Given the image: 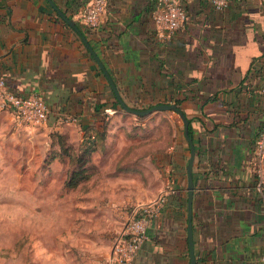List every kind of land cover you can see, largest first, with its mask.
<instances>
[{
  "label": "crops",
  "instance_id": "crops-1",
  "mask_svg": "<svg viewBox=\"0 0 264 264\" xmlns=\"http://www.w3.org/2000/svg\"><path fill=\"white\" fill-rule=\"evenodd\" d=\"M53 1L85 35L127 106L178 102L188 119L195 149V264H264V159L259 162L255 152L264 122V0H233L220 11L202 0H189L184 4L187 20L170 38L156 31L151 0H107L93 28L79 17L85 0ZM0 77L10 91L44 99L47 119L37 126L46 134L64 135L77 146L95 137L90 163L98 174L91 179L112 184L131 207L128 219L171 183L172 193L130 264H190V149L177 113L146 115L153 126L144 134H157L154 145L148 154L129 156L135 168L119 170L121 157L138 148L123 142V135H136L120 127L121 116L133 114L116 104L97 62L47 0H0ZM68 116L77 121L66 122ZM103 118L107 129L101 141L97 133ZM12 123L16 129L37 127ZM111 138L117 142L105 143ZM103 158L107 163L100 162Z\"/></svg>",
  "mask_w": 264,
  "mask_h": 264
},
{
  "label": "rangeland",
  "instance_id": "rangeland-1",
  "mask_svg": "<svg viewBox=\"0 0 264 264\" xmlns=\"http://www.w3.org/2000/svg\"><path fill=\"white\" fill-rule=\"evenodd\" d=\"M148 116L123 114L120 118L125 131L145 136L123 135V142L138 147L136 154H148L155 142L156 133L144 134L145 128L153 126L146 121ZM12 119L0 110V264H106L130 205L105 179L65 187L76 167L60 155L56 138L41 126L16 129ZM65 140L70 154H76L79 146ZM116 142L111 138L105 143Z\"/></svg>",
  "mask_w": 264,
  "mask_h": 264
},
{
  "label": "built area",
  "instance_id": "built-area-1",
  "mask_svg": "<svg viewBox=\"0 0 264 264\" xmlns=\"http://www.w3.org/2000/svg\"><path fill=\"white\" fill-rule=\"evenodd\" d=\"M107 0H85L80 12V19L87 28L96 27L101 20ZM189 0H151V19L158 33L170 38L173 33L183 27L187 20L184 4ZM216 11L228 7L233 0H202ZM260 93L264 97V87ZM0 110L9 113L14 122L23 127L37 126L47 119V105L37 94H17L10 91L3 77H0ZM66 122L75 123V116L65 118ZM255 152L259 162L264 159V122L260 126L255 141ZM262 177V169L258 170ZM171 183L164 186L163 191L154 199L139 205L126 221L122 231L115 238L107 264H130L138 250L148 240V226L159 217L164 208L167 196L172 193ZM264 260V258H263Z\"/></svg>",
  "mask_w": 264,
  "mask_h": 264
},
{
  "label": "water",
  "instance_id": "water-1",
  "mask_svg": "<svg viewBox=\"0 0 264 264\" xmlns=\"http://www.w3.org/2000/svg\"><path fill=\"white\" fill-rule=\"evenodd\" d=\"M48 3L52 6V8L56 11L58 16L70 27L72 28L81 38L83 44L93 57V59L97 62L99 68L101 69L103 75L105 76L108 84L110 85L116 101L119 103L120 107L127 113L133 114L138 117H143L146 115H149L153 112L157 111H173L179 115L183 122V134L185 137V140L187 141L190 149L189 158L187 160L186 165V177H187V241H188V248H189V259L190 264H195V258H194V252H193V239H192V196H193V179H192V166L195 156V149L194 144L192 141V138L189 135V121L184 115V113L180 110V108L177 107L174 103H167V104H156L152 105L148 108H142V109H135L127 106L125 102L122 100L116 85L106 70L104 64L99 59L96 52L93 50L91 45L89 44L88 40L86 39L85 35L81 32L75 21L71 18H69L65 13H63L58 6L55 4L53 0H47Z\"/></svg>",
  "mask_w": 264,
  "mask_h": 264
},
{
  "label": "trees",
  "instance_id": "trees-1",
  "mask_svg": "<svg viewBox=\"0 0 264 264\" xmlns=\"http://www.w3.org/2000/svg\"><path fill=\"white\" fill-rule=\"evenodd\" d=\"M116 104L120 107L117 101ZM175 104L178 108H180L178 102H175ZM100 122L101 130L97 133V135L99 140L104 141L106 137L107 121L105 120V118H103ZM52 136L56 138L57 144L59 145L60 150H62L63 152V154L60 152V155L66 156L71 162L74 163V166L76 167L66 178V181L64 183L65 187L70 189L76 188L82 183L89 181L93 175L98 174V168L94 164L90 163L91 154L95 150V148L93 147L95 143V137H89L87 140V145L85 144L83 146H79V148L77 149L79 151H77L76 154L71 155L69 152L70 146L66 144L65 136L61 134H52ZM131 154H135L133 148H130L121 157L120 163H124V165H122L121 167L120 164L119 170L131 169L136 167L134 161L130 160L129 156Z\"/></svg>",
  "mask_w": 264,
  "mask_h": 264
}]
</instances>
